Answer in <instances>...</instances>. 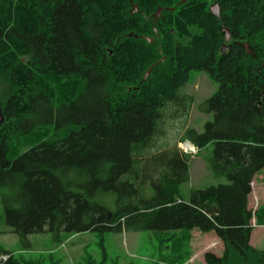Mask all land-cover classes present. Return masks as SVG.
<instances>
[{"label":"trees","instance_id":"obj_1","mask_svg":"<svg viewBox=\"0 0 264 264\" xmlns=\"http://www.w3.org/2000/svg\"><path fill=\"white\" fill-rule=\"evenodd\" d=\"M193 70L218 88L200 104L213 120L202 133L183 123L182 141L212 146L226 182L185 195L193 156L165 126L188 117ZM0 80V186L14 202L3 219L22 242L175 232L170 264H183L198 230L224 244L206 264H264L251 244L264 205L249 206L264 169V0H0Z\"/></svg>","mask_w":264,"mask_h":264},{"label":"rangeland","instance_id":"obj_2","mask_svg":"<svg viewBox=\"0 0 264 264\" xmlns=\"http://www.w3.org/2000/svg\"><path fill=\"white\" fill-rule=\"evenodd\" d=\"M215 3L218 2H210L209 7ZM6 88L7 85L3 80H0V97L5 95ZM217 88L218 85L206 73L195 70L191 72V79L186 91L194 96L195 103L187 118L182 116L165 126L168 141L175 137L179 143L180 141L183 143L182 138L185 134L182 128L183 123L199 133L204 131L206 122L213 120V114L201 111L200 104L210 97ZM2 123L0 122V126ZM161 141L159 143L163 144L166 140L164 138ZM187 142L190 141H184V143ZM170 143L172 144V142ZM212 154L213 147L208 146L199 154L197 152L189 162L191 180L182 187L185 195L191 189H205L210 185L226 182L224 177H219L213 172L209 164ZM258 176L260 177L252 183L250 195L253 211H256L260 205H264V194L261 195L263 198L261 200L260 190H258L259 184H264V169ZM12 196V191L0 186V243L12 252V254H4L10 257L13 255L21 257L25 264H170L174 243L171 236L176 235L175 232L161 234L151 231L85 232L81 234L61 232L60 237L51 233L34 234L29 236L28 244L22 242L16 234L8 232L10 227L3 219L6 201L7 204H14ZM108 202H110L111 211L112 208L115 209L114 200L109 199ZM252 225L262 226L254 234L252 240L257 246L256 248L264 250V225H259L255 215ZM192 235V241L183 248V251L189 255V259L185 260L183 264H206L205 254L207 252L222 255L224 244L215 233L195 230ZM166 238L168 240H165Z\"/></svg>","mask_w":264,"mask_h":264},{"label":"water","instance_id":"obj_3","mask_svg":"<svg viewBox=\"0 0 264 264\" xmlns=\"http://www.w3.org/2000/svg\"><path fill=\"white\" fill-rule=\"evenodd\" d=\"M173 10V9H172ZM139 11V9H138V7L137 6H135L134 7V9H133V13H136V12H138ZM162 9L161 8H159V10H158V12H157V14H156V17H155V20H157L161 15H162ZM210 12H212L214 15H216V16H219L220 15V9H219V4L218 3H215L214 5H212L211 7H210ZM227 31V30H226ZM130 36H132V34H130ZM230 38V35L228 34V31H227V39H229ZM146 39H148L149 41H152V39H149V38H146ZM245 47L248 49V45L247 44H245ZM149 74H150V72H148L147 74H146V76H145V80L147 79V77L149 76ZM1 119H2V117H1Z\"/></svg>","mask_w":264,"mask_h":264},{"label":"built area","instance_id":"obj_4","mask_svg":"<svg viewBox=\"0 0 264 264\" xmlns=\"http://www.w3.org/2000/svg\"><path fill=\"white\" fill-rule=\"evenodd\" d=\"M180 149L185 154L195 155L198 152V149L192 145L190 142L187 143H181ZM10 258L9 255H6L4 253H0V263L6 262Z\"/></svg>","mask_w":264,"mask_h":264},{"label":"crops","instance_id":"obj_5","mask_svg":"<svg viewBox=\"0 0 264 264\" xmlns=\"http://www.w3.org/2000/svg\"><path fill=\"white\" fill-rule=\"evenodd\" d=\"M259 174H257L256 175V177H255V179L254 180H256V178H259L260 176H258ZM258 190H260L259 192H260V196L261 195H263L264 194V184H259V187H258ZM263 198H262V196H261V200H262ZM264 202V201H263ZM259 203H261L260 201H259ZM249 206H250V208L252 207V203L250 202V204H249ZM253 227H254V229H253V232H252V236H251V244L253 245V246H255V247H257L254 243H253V236H254V234L257 232V230L259 229V227H262V226H257V225H253ZM194 233V232H193ZM0 248H3V249H7L8 250V248H4V246L0 243Z\"/></svg>","mask_w":264,"mask_h":264}]
</instances>
